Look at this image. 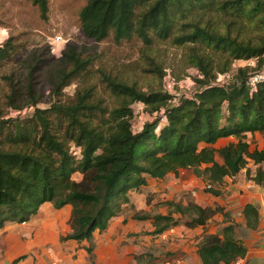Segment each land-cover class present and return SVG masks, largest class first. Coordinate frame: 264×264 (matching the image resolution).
Here are the masks:
<instances>
[{
	"label": "trees",
	"instance_id": "trees-1",
	"mask_svg": "<svg viewBox=\"0 0 264 264\" xmlns=\"http://www.w3.org/2000/svg\"><path fill=\"white\" fill-rule=\"evenodd\" d=\"M31 1L47 19L49 1ZM80 27L86 37L99 42L110 37L117 44L139 40L146 51L158 42L187 47L201 77L195 79L190 96L173 104L174 96L164 87L144 90L105 69L97 76L95 58L69 47L63 53L68 66L60 71L50 107L37 106L29 83L28 105L35 111L27 117H5L1 110L23 108L16 106L10 83L0 105V229L8 222H27L45 203H71L72 231L61 240L92 241L95 232H104L130 202V192L146 186L150 178L177 176L193 167L205 166L203 173L211 184L207 191L216 196L221 191L215 185L244 169L248 178L264 186V146L252 148L247 139L248 134L264 133V82L254 92L247 83L264 67V0H87ZM18 51L10 39L0 45V68ZM239 59H256V66L240 67L230 80L217 83L218 75L229 72ZM147 70L160 82L166 74L152 57ZM75 79L81 84L75 96L63 99L64 88ZM137 102L144 103L149 114L164 113L166 123L158 116L134 132ZM227 138L232 140L216 147ZM73 145L80 148V158L72 152ZM250 162L256 166L253 175ZM76 172L84 175L82 181L72 179ZM171 205L174 211L168 214L135 218H153V232L163 234L179 223L174 214L188 216L185 225L196 228L222 211L193 201ZM260 221L257 206L245 204L242 227L254 232ZM92 250L88 248L89 264H95ZM247 252L232 221L222 233H205L197 248L202 264L240 262Z\"/></svg>",
	"mask_w": 264,
	"mask_h": 264
},
{
	"label": "rangeland",
	"instance_id": "rangeland-1",
	"mask_svg": "<svg viewBox=\"0 0 264 264\" xmlns=\"http://www.w3.org/2000/svg\"><path fill=\"white\" fill-rule=\"evenodd\" d=\"M48 1V18L43 19L39 7L31 0H0V45L10 39L19 47L14 59L0 68V105H2L3 97L9 94V84L12 83L15 89L16 106L23 107H2L5 117L11 115L27 117L34 113L35 107L28 105L30 82L37 97V106L40 108L51 106L54 100V85L58 81L60 71L68 66L63 53L69 47L74 48L83 57L95 58L93 68L97 76L98 70L105 69L108 73L120 75L129 82H136L144 90L150 87H163L164 83L172 81L175 84L173 93L178 97L191 95L196 89L195 79L201 77V72L191 63L187 47L174 45L171 42H158L151 50L146 51L142 48L141 41L136 39L117 44L110 37L99 42L86 37L80 27V12L87 0ZM150 57L163 66L166 74L162 82L156 73L147 70L150 67ZM251 64L256 65V59L236 60L231 66L230 74L235 73L240 67ZM92 82L102 87L99 80L93 79ZM80 85V80H73L64 88L63 99L73 98ZM137 109L142 111V106L138 105ZM19 112L24 113L19 114ZM158 116H162L161 123H166L163 114L152 115L144 109L143 113L135 116L133 131H141L146 122H152ZM159 128H157L158 131ZM247 139L252 148L264 146V133L248 134ZM231 140V138L221 139L216 147L223 146ZM71 150L78 158L81 157L79 147L73 145ZM217 159L222 162L219 155ZM204 168L205 166L182 169L177 176L170 173L164 179H149L146 186L130 192V202L124 206L118 216L111 219L104 232L96 231L92 241L78 242V248L84 247L89 255L88 248H92L94 253L98 248L97 241L111 238L117 241L116 246L123 256H134L133 262L134 260L135 262L131 264H172V262L177 263L179 260L177 258L181 256V252L178 253L176 250L180 243L172 238L182 234L191 241L188 252L192 256L191 261H194L201 237L205 233H222L223 227L231 221L236 223L237 235L244 242L248 241L246 244L251 245L252 242L249 240L255 235V231L251 232L242 227L241 219L245 204L250 200H258L257 197H253V191L257 189L256 184L248 178L245 169L240 172L242 175L238 174L233 179L226 178L220 185H215L214 187L221 191V194L216 196L207 191V187L211 184H208L204 176ZM248 168L253 175L256 166L249 164ZM72 179L79 182L84 179V175L76 172ZM190 201L203 207H221L222 211L215 213L207 221L206 226L196 228L185 225V221L189 219L188 216L174 214L179 223L163 234L153 232L155 229L153 218L147 220L135 218L145 213L151 216L168 214L174 211L171 203L187 205ZM72 211L71 203L58 207L48 202L31 216L27 222L32 220L36 223L35 226L42 229L41 241L45 245L39 254L34 252L36 255L32 251L23 254L24 241L20 242L17 239L13 229L5 227L0 229V264H14L16 255L13 249H20L17 253L23 257L33 256L35 262L42 259L41 264H63L62 260L49 257L52 255L50 248L57 252L54 244L58 234H67L72 230ZM13 223L12 226L19 225L20 228H25L24 222ZM41 223L43 224L40 225ZM10 224L11 222L6 223L5 226ZM124 261L125 264H129L127 263L129 259Z\"/></svg>",
	"mask_w": 264,
	"mask_h": 264
},
{
	"label": "crops",
	"instance_id": "crops-1",
	"mask_svg": "<svg viewBox=\"0 0 264 264\" xmlns=\"http://www.w3.org/2000/svg\"><path fill=\"white\" fill-rule=\"evenodd\" d=\"M249 164L252 165L253 162H250ZM240 175L242 174L239 173V176ZM236 176L231 177V179L235 178ZM255 187L257 189L253 191L254 192L253 197H257L258 200H255V201L250 200L247 203H253L259 209L260 218H261L260 226L258 230L255 231V235L254 236L252 235L253 236L252 239L249 240L252 242L251 245L247 244L248 252H247L246 257L240 262H236L232 264H264V188L257 184ZM241 221H243V217ZM12 224L14 223L11 222V224L5 226V228H8V229L11 228L10 230L13 229V233H15V235L17 236V239H19L20 242L24 241L23 246L25 250L23 251V254H25L26 252H30V251H32L33 254L35 255L36 253L34 252H37V254H39L40 250H42L45 246L43 245L41 241V239H43L42 229H40V227L38 226H35L36 223L33 222L32 220L29 223L28 222L23 223V225H25V228L24 227L20 228L19 225L12 226ZM42 224L43 223H41L40 225ZM24 229L26 231H24ZM39 231H41V233ZM67 234L66 233L58 234V237L55 240V244H54V247L57 249V252H55L53 248H50V253L52 255H50L49 257L51 259L55 258L58 260H62L63 264H89L90 263L89 255L84 247L78 248V241L73 240V239L61 240V237L66 236ZM174 239L180 243V245H178L179 247H176V250H178L177 251L178 253L181 252L180 254L181 256L180 258H177L179 259L177 263L172 262V264H188V263L189 264H202L197 252H196L197 255H195L194 261H191L192 256H190L188 252L190 249L189 248L190 242H191L190 240L185 238L184 235L182 234L176 235L175 237L172 238V240ZM116 242L117 241H114L111 238H105L100 241H97L98 248L94 252V263L95 264H125L124 260L129 259L127 263L131 264L133 262L134 256H128V257L123 256V253L118 250V246H116L117 245ZM247 242L248 241H246L245 243ZM10 248L11 247H9V249ZM14 250H15V255H16L15 257L17 259L18 256L20 255L17 252H19L20 249H17V250L13 249L12 251L14 252ZM20 256H23V255H20ZM41 262H42V259L35 262L33 259V256H29V257H25L24 259L19 260L18 262L14 264H41Z\"/></svg>",
	"mask_w": 264,
	"mask_h": 264
},
{
	"label": "built area",
	"instance_id": "built-area-1",
	"mask_svg": "<svg viewBox=\"0 0 264 264\" xmlns=\"http://www.w3.org/2000/svg\"><path fill=\"white\" fill-rule=\"evenodd\" d=\"M249 66H256V65H249ZM234 74V73H233ZM233 74H230V71L225 73V74H222V75H218L217 79H216V82L219 83V84H222L224 83L225 81H228L232 78ZM261 82H264V67L261 68L260 70L252 73L249 77H248V80H247V83L248 85L250 86L251 88V91L254 92L257 90V86L259 83ZM164 89L166 91H168L171 95L174 96V99H173V104H178V101H179V98L177 95H175L173 93L174 89H175V84L172 83V81H167V83L163 85ZM186 96H190V95H186ZM140 105L142 106V111L141 110H138L137 109V106ZM145 109V104L142 103V102H137L133 105V110H134V114L135 116H139L140 113H143V110ZM24 113V112H23ZM22 112H19V114H23ZM161 114H164V113H161ZM163 119L165 120L166 122V117L163 116ZM160 127V125L158 126Z\"/></svg>",
	"mask_w": 264,
	"mask_h": 264
}]
</instances>
